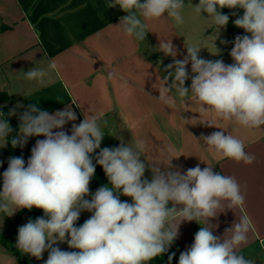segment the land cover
I'll return each mask as SVG.
<instances>
[{
  "label": "clouds",
  "instance_id": "1",
  "mask_svg": "<svg viewBox=\"0 0 264 264\" xmlns=\"http://www.w3.org/2000/svg\"><path fill=\"white\" fill-rule=\"evenodd\" d=\"M114 5L127 15L113 27L137 41L146 40L145 21L167 15L177 25L184 22L181 10L185 0H114ZM193 7L201 16L207 13V18L202 17L211 19L217 29L229 22L221 9H243V15L233 23L247 34L235 37L229 53L234 63L230 65L222 59L200 57L199 46H187L183 59H177L172 40H160V52L172 57V63L164 68L165 83L158 89L157 99L172 106L175 96L185 102L194 98L202 113L213 112L246 128L264 126V0H199ZM213 55H219V50ZM51 67L55 68V63ZM23 73L41 85L48 75L45 69L35 67ZM112 78L110 72L108 79ZM189 78L191 84L186 87ZM7 115L15 116V109ZM19 120L13 134L0 111V141L5 146L23 147L30 137H44L32 147L27 165L23 156L10 157L2 174L0 211L11 216L20 209L36 208L44 213L18 228L16 247L24 254L39 260L47 251L44 264H147L168 252L181 222L196 221L201 227L191 246L180 253L178 264H255L240 252L248 241L247 216L240 217L223 236L214 235L217 225L209 223L226 208L244 203L245 195L234 176L214 172L211 166L201 169L199 164L182 173L173 170L174 158L167 164L142 161L139 149L143 142L134 148L121 139L118 147L101 148L106 133L96 115L84 116L78 125L72 123L69 135L64 126L77 120L69 107L50 114L39 104H30ZM201 139L214 154L237 163L250 165L256 159L245 151L242 140L224 131ZM167 152L171 154L173 149L169 146ZM96 164L102 166L111 187L102 185L89 200L86 197ZM146 166L152 174L150 180L145 178ZM121 195L131 202L121 201ZM82 211L92 215L77 227ZM65 242L76 251L54 246ZM174 256H168L169 264Z\"/></svg>",
  "mask_w": 264,
  "mask_h": 264
},
{
  "label": "crops",
  "instance_id": "2",
  "mask_svg": "<svg viewBox=\"0 0 264 264\" xmlns=\"http://www.w3.org/2000/svg\"><path fill=\"white\" fill-rule=\"evenodd\" d=\"M226 9L233 21L244 11ZM126 15L119 5H114V0H0V89L11 96L7 114L15 109L16 115L10 117L20 125L19 116L30 104H39L50 114L69 107L77 115L76 121L64 126L69 135L72 123L78 125L84 116L96 115L106 133L101 148L118 147L121 139L134 148L137 142H143L139 149L142 161L167 164L174 158L173 170L182 173L199 164L201 169L211 166L214 172L234 176L245 195L244 203L226 208L209 223L217 225L214 235L223 236L240 217L247 216L248 241L240 252L255 264H264V126L246 128L218 118L213 112L202 113L194 98L185 102L175 96L172 106L157 99L158 89L165 83L164 68L172 63V57H166L158 47L160 40H164L162 36L172 40L179 53L177 59H183L187 46H199L200 57L222 59L228 64L233 44L208 23L204 27L205 39L195 41L184 22L177 25L167 15L155 19L160 24L145 21L146 40L137 41L113 27ZM224 28L228 26L219 30ZM216 48L219 55H213ZM33 67L48 72L43 85L24 77L23 72ZM110 72L112 79H108ZM188 72L191 77L190 64ZM190 84L191 78L185 86ZM217 131L242 140L245 151L255 155L254 163H237L214 154L201 137ZM116 138L120 140L114 145ZM42 139L43 136L30 137L19 148L31 155L36 141ZM0 144L4 145L0 154L2 164L9 154L8 144ZM169 146L173 149L171 154L167 152ZM151 175L146 166L145 178L150 180ZM105 184L111 187L102 166L96 164L86 199L90 200L91 194ZM120 199L131 202L123 195ZM91 215L82 211L79 219L87 220ZM200 227L196 221L179 225L178 236L168 249L175 253L177 262L180 253L194 242Z\"/></svg>",
  "mask_w": 264,
  "mask_h": 264
},
{
  "label": "rangeland",
  "instance_id": "3",
  "mask_svg": "<svg viewBox=\"0 0 264 264\" xmlns=\"http://www.w3.org/2000/svg\"><path fill=\"white\" fill-rule=\"evenodd\" d=\"M198 3H199V0H185V7L181 10V15L183 16L184 25L187 28V32L190 31L191 38L195 41L205 39L206 33L204 32V27L208 23L209 25L212 26V28L215 29L214 30L215 32L218 31L219 33L220 32L223 33V37L225 36V38L232 45L233 44V37H232V34L230 33V31L227 28H224V30H219L221 28H219V29L215 28L212 24L211 19H205V18H207V13H202V16L205 17V18H203L201 16V14L193 7V6L197 5ZM153 21L156 24H160V21H157L155 19H153ZM162 38H164V40H165V37L162 36ZM119 140H120L119 138H116L114 145H116ZM3 146H4L3 144H0V154L2 153ZM9 158H10V155H9ZM4 161H3V163L6 162V161L5 162ZM3 163L0 164V170H1V166L3 165ZM25 165H27V163H25ZM20 210H17L11 216H10V213H5L3 211H0V233H4V234L9 235L14 246H16V241H17V236H18V228L20 226L26 224L27 218H28L27 215H23L21 217L20 221L17 222V215H18V212ZM54 246L59 247L61 250H64V251H76L75 249L69 248L68 244L66 242L65 243H58L57 245H54ZM21 253L24 257L31 259L35 264H44V262L46 261V259L48 257L47 251H45L43 253L42 259H39V260L36 259L35 257L30 256L29 254H24L22 251H21ZM0 264H21V263L18 262V260L9 251V249L7 247L3 246L0 243Z\"/></svg>",
  "mask_w": 264,
  "mask_h": 264
},
{
  "label": "trees",
  "instance_id": "4",
  "mask_svg": "<svg viewBox=\"0 0 264 264\" xmlns=\"http://www.w3.org/2000/svg\"><path fill=\"white\" fill-rule=\"evenodd\" d=\"M222 14H226L229 16V13L227 11L226 8H223L220 10ZM234 21L230 18L229 16V22H228V29L230 31V33L232 34L233 37V42L234 39L237 35H245L247 33H245V31L242 28H238L234 25L233 23ZM234 46V43H233ZM11 101V96L8 94L7 91L5 90H1L0 89V111H2L5 114V117L8 121V123L10 124V126L13 128L14 132L13 134H15V130H18L19 128V124L16 121V119L11 118L10 116L7 115V107H8V103ZM10 139V137H9ZM7 153L10 155V157H19V156H23L25 163H27V160L30 157V153L27 151H22L19 147L13 148L11 146V144H8V150ZM8 161L9 159L3 163V165L1 166V170H0V189H2V184H3V172L7 169L8 167ZM23 215H27L29 219L35 220L37 217H41L44 215L43 210L41 209H36L33 208L31 210L29 209H21L18 212L17 215V222L20 221L21 217ZM86 220H80L78 219L76 222V226L79 227L81 226ZM0 243L7 247L9 249V251L15 256V258L18 260V262H20L21 264H35L31 259H28L26 257H24L21 253V251L19 249H17L16 246L13 245L11 238L9 235L4 234V233H0ZM172 253H170L169 251L166 252L165 254H163L162 256H158L155 257L154 259L150 260L147 262V264H169L168 262V256L171 255ZM171 264H178L175 256L173 257Z\"/></svg>",
  "mask_w": 264,
  "mask_h": 264
},
{
  "label": "water",
  "instance_id": "5",
  "mask_svg": "<svg viewBox=\"0 0 264 264\" xmlns=\"http://www.w3.org/2000/svg\"><path fill=\"white\" fill-rule=\"evenodd\" d=\"M234 63L233 59L231 58L230 61L228 62V65Z\"/></svg>",
  "mask_w": 264,
  "mask_h": 264
}]
</instances>
